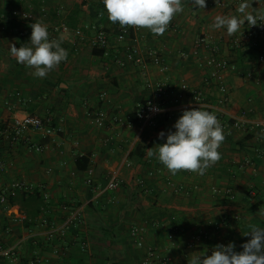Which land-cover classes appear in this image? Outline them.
I'll return each instance as SVG.
<instances>
[{
	"label": "crops",
	"instance_id": "0c3cea01",
	"mask_svg": "<svg viewBox=\"0 0 264 264\" xmlns=\"http://www.w3.org/2000/svg\"><path fill=\"white\" fill-rule=\"evenodd\" d=\"M241 2L219 0L216 5L206 0V8L199 9L182 0L184 12L170 23L176 30L167 28L156 36L141 28L142 49L158 48L163 57L162 64H151L143 74L138 66L115 63L131 41L115 40L120 25L109 21L103 0H0V194L36 190L45 201L32 219L19 202H0V248L14 253L12 258L0 256V264H143L146 248L131 237L133 226L146 227V246L173 264H188L203 252L211 255L217 244L232 242L235 251H243L241 245L251 238L243 235L248 226L264 227V216L257 214L264 206V158L262 143L233 126V119L243 111L249 120L264 115V39L250 36L243 26L233 36L210 27L217 15H239ZM252 7L264 12V0H252ZM14 8L28 10L35 19L19 22L10 15ZM35 22H64L71 30L61 45L67 60L46 78L34 77L33 69L10 54L12 44L30 43ZM99 27L110 38L107 56L91 46ZM78 28L83 39L75 35ZM203 35L220 57L237 65L220 75L229 93L224 104L219 103L213 69L202 65L209 51L203 49L199 58L192 53ZM249 71L254 77L246 78ZM166 81L173 90L161 101L148 82ZM184 83L203 90L201 109L227 123L218 149L221 159L203 176L187 171L172 175L155 156H147V149L155 150L176 130L183 111L197 104L182 93ZM147 100L162 104L154 125L135 119L138 106ZM98 111L106 114L103 127L92 121ZM27 114L50 119L58 131L44 138L41 131L28 129L14 139L13 119ZM37 144L44 146L42 153L31 149ZM85 159L87 167L79 169L78 162ZM115 169L125 183L116 191L106 190ZM88 170L94 174L93 186L86 184ZM139 179L146 189L138 186ZM251 187L256 198L249 194ZM212 188H229L233 194H217ZM223 220L216 229L213 223Z\"/></svg>",
	"mask_w": 264,
	"mask_h": 264
},
{
	"label": "clouds",
	"instance_id": "9594fccd",
	"mask_svg": "<svg viewBox=\"0 0 264 264\" xmlns=\"http://www.w3.org/2000/svg\"><path fill=\"white\" fill-rule=\"evenodd\" d=\"M216 5L219 0H215ZM193 7L206 8V0H190ZM111 23L121 28L148 29L153 35H163L173 18L184 12L182 0H103ZM236 12L239 15H217L210 26L214 30L225 29L228 36L238 33L247 22L256 26L264 22V12L252 7V0H243ZM264 24V23H261ZM30 43L19 48L12 44L10 54L17 63L33 69L34 77L46 78L61 62L68 58V51L61 45L63 37L50 39L47 26L42 22L31 25ZM152 111L162 109L151 106ZM176 130L167 133L166 142L147 149V156H155L172 174L187 171L203 176L207 169L220 159L218 149L225 140L224 129L217 116L199 108L185 109L173 126ZM165 132L159 133L163 139ZM138 139V138H137ZM264 216V206L257 213ZM243 235L251 238L241 245L243 251H235V244H217L211 255L205 252L194 255L188 264H264V227L249 225Z\"/></svg>",
	"mask_w": 264,
	"mask_h": 264
},
{
	"label": "built area",
	"instance_id": "2783aa9c",
	"mask_svg": "<svg viewBox=\"0 0 264 264\" xmlns=\"http://www.w3.org/2000/svg\"><path fill=\"white\" fill-rule=\"evenodd\" d=\"M24 1V0H20ZM107 13L106 9L104 11ZM259 12H262L259 10ZM11 16L13 18H17L19 22L24 24L32 23L31 14L26 12L25 10L20 9H12L11 10ZM3 17V16H2ZM264 22L258 21V24L256 26H249L247 22L243 25L244 29L247 31V33L252 37H258L264 39V24H261ZM47 26V25H46ZM4 27H2L3 29ZM170 29L176 30L175 27H172L169 25ZM47 30L49 32V38L50 39H58L59 37L63 36H69L71 33V30L69 26L64 23H56L50 26H47ZM141 32L140 29H134V28H121L119 27L118 32L115 35V40L118 43H124L125 41L129 40L131 41L130 44L123 45V52L118 55L115 59V63L119 66H127L129 64L135 65L140 67V70L143 74H146V71L148 67L151 64L154 65H160L163 63V57L158 48H151L147 51H144L142 47L139 45V37L138 35ZM75 35L79 38H84V34L80 28H78L75 31ZM68 40L72 43V38H68ZM91 46L92 48L96 50H101L103 52L104 56L109 55V49H110V38L108 33L102 29V28H96V35L91 40ZM203 49H207L209 51V55L206 57V59L203 62V66H206L208 68L213 69V75L214 79L216 80V85L218 88V91L220 93L219 103L224 104L228 101V88L225 85V83L221 80L220 75L222 73L229 72L230 70H235L237 68V65L230 62L227 59H224L220 57L219 50L216 46L212 45L206 36H200L193 47V55H195L197 58L201 56V52ZM261 61L264 60L263 57L260 58ZM218 76V78H217ZM254 77V73L252 71H249L246 74V78H252ZM220 78V80H219ZM153 85V86H152ZM148 87H154L156 90V96L161 101L168 95L169 92L173 90V85L169 82H157L152 84L151 82H148ZM180 89L182 93L188 94V96L194 100L197 104L194 106V108H201V104L204 101V91L198 88H191L187 84H181ZM17 95H20L18 92ZM160 102L150 101L147 100L143 103H141L138 106V109L136 111L137 119L147 125H154L156 123L157 117L162 114L163 108L162 104ZM151 106L158 107L162 109V111H152L150 110ZM246 111H243L242 116L240 118H234L233 119V126L237 128H241L247 132V134L254 136L259 140L262 145L263 149L261 150V156L264 158V115L259 116L257 118H254L253 120L246 119ZM220 121L222 127L224 128L226 126V121H224L220 116L215 114ZM106 119V114L103 111L95 112L92 115V121L93 123L98 127H103L104 122ZM33 129V130H39L42 132L43 137L47 138L51 135L55 134L58 129L54 127L51 124L50 119H44L38 115L33 114H27L22 118H15L12 121V133L14 139H17L20 137L25 130ZM1 132V130H0ZM31 149L35 152L42 153L44 151V146L42 145H33ZM131 164L128 163V166ZM191 174V172H187ZM86 178V184L93 186L94 185V174L92 170H88ZM125 183V180L121 177L119 171L117 169L112 171L111 178L108 180L105 189L109 191H116L119 188H121ZM138 186H140L142 189H146V184L143 179H139L137 181ZM95 187L98 188L99 185L95 184ZM16 189L8 192L7 194H0V202H8L9 198L14 196L16 194ZM212 191L214 193L224 194V195H232L233 191L232 189H220V188H212ZM249 194L251 197L256 198L257 192L254 189V187H251L249 189ZM262 198H264V195H262ZM69 223H72V219L69 220ZM223 222H215L213 223L214 227L216 229H219ZM147 230L144 226H133L130 230L131 237L135 240L136 244L139 247L146 248V255L143 260V264H173L172 260L161 254L157 249H155L152 246H146L145 244V234ZM54 233L51 232L50 236H52ZM13 250L12 249H3L0 248V256L4 258H12L13 256Z\"/></svg>",
	"mask_w": 264,
	"mask_h": 264
},
{
	"label": "trees",
	"instance_id": "16d2710c",
	"mask_svg": "<svg viewBox=\"0 0 264 264\" xmlns=\"http://www.w3.org/2000/svg\"><path fill=\"white\" fill-rule=\"evenodd\" d=\"M25 11L31 14L32 20L35 19L31 12H29L28 10H25ZM94 52L99 53L100 55H103V52L101 50H94ZM135 119H137L136 114H135ZM84 161H85L84 164H79L78 162L77 167L79 169H85L87 167V164H88L87 159H85ZM9 202L10 204H15L16 202H19L21 207L25 210L27 214V218H30V219L37 216L41 212V209L45 207L44 198L42 197L40 192L36 190L32 192L30 191L29 192H16V196H12L11 198H9Z\"/></svg>",
	"mask_w": 264,
	"mask_h": 264
}]
</instances>
